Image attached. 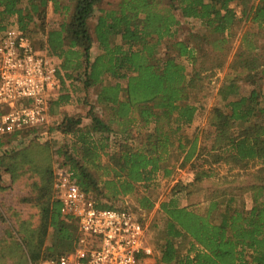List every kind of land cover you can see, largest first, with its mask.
Segmentation results:
<instances>
[{"label": "trees", "instance_id": "1", "mask_svg": "<svg viewBox=\"0 0 264 264\" xmlns=\"http://www.w3.org/2000/svg\"><path fill=\"white\" fill-rule=\"evenodd\" d=\"M105 1L0 0V33L24 34L36 52L60 62L57 88L74 82V93L94 90L96 106L106 112L97 116L84 98L90 125L64 115L50 129L66 139L55 155L40 128L0 138V192L4 176L10 186L25 180L19 205L33 211L24 216L4 206L25 248L0 214V264H38L73 250L77 221L63 217L54 198V157L98 210H115L140 185L136 204L150 212L155 177L188 167L192 180L176 182L158 205L156 264H264V103L257 91L264 46L248 41L247 32L217 92L223 106L207 110L210 82L224 70L239 24L256 27L254 40L264 34V0H118L104 10ZM49 13L61 22L49 23ZM182 20L198 22L204 33L177 39ZM238 83L254 90L241 95ZM70 97L50 98L49 108L61 109ZM200 113L207 126L202 144L198 133L184 134ZM10 139H19L17 146L5 144Z\"/></svg>", "mask_w": 264, "mask_h": 264}, {"label": "built area", "instance_id": "2", "mask_svg": "<svg viewBox=\"0 0 264 264\" xmlns=\"http://www.w3.org/2000/svg\"><path fill=\"white\" fill-rule=\"evenodd\" d=\"M53 60L36 52L18 30L0 33V138L48 125L51 94L58 87ZM53 191L61 215L77 221V238L71 252L38 264H156L160 251L140 216L96 209L72 172L59 164L53 169Z\"/></svg>", "mask_w": 264, "mask_h": 264}, {"label": "rangeland", "instance_id": "3", "mask_svg": "<svg viewBox=\"0 0 264 264\" xmlns=\"http://www.w3.org/2000/svg\"><path fill=\"white\" fill-rule=\"evenodd\" d=\"M70 1V0H66ZM114 0H111V3H113ZM72 5H70L71 7ZM111 7V6H110ZM73 8V7H71ZM239 11H241V7L239 6L238 8ZM50 11V10H49ZM71 15H69L70 17ZM62 20L61 17L58 15H52L49 13L48 15V22L49 23H60ZM184 26H181V32L177 34V39H180L182 37H185L189 35H195L199 37L201 34L204 33V30L200 27V24L198 22L194 21H185ZM187 22V24L185 23ZM247 32L249 35L247 36V40L250 41L252 40L253 42L256 43L258 47L264 46V34L258 39L254 40L252 38V34H255L257 32V29L255 26H253L251 23L248 22H241L239 24V28L237 29L236 33L234 32L233 34L235 35L232 42H231V52L228 55V61L227 64L225 65V68L222 72H217L215 77L212 78V81L210 82V88L212 91V96L210 97L207 105V110L216 108V107H221L223 106V103H221L220 97H218V89L220 88L221 84L226 80L227 74H228V68L230 64L234 63L238 57L239 54L242 53V50H240V45H241V39L243 38L244 33ZM232 34V35H233ZM246 58V56L244 57ZM55 64H58L59 61L53 60ZM188 72H192V68L188 65ZM72 83L73 85H69ZM71 87V88H70ZM73 87V88H72ZM74 87H76V84L74 82H65V85L61 88V84L59 85V88L55 89L53 93L51 94L52 99H56L58 96L64 95V94H70L71 97L69 100L72 102H68L66 105L61 107V110H56L52 111L49 108V123L45 127H42L38 130L39 135H42L44 137V142H48L52 148V154L55 155L56 150L64 140V137L58 133L55 132H50V129L55 128L59 120L64 116V115H69V116H80L84 117L85 111L81 108L83 103H84V98H87V102L92 103L94 100V95L96 92L90 91L89 96L86 95V93H83L82 91L74 93ZM77 88V87H76ZM254 90V87L250 84H242L241 85L238 83V92L241 95L248 94L250 91ZM257 91L259 92L260 96L262 97V101L264 103V80L262 83H259L257 86ZM87 97H86V96ZM93 98L91 99V97ZM51 99V100H52ZM63 114V115H62ZM62 115V116H61ZM86 121H83V125L85 124ZM85 126V125H84ZM207 128L206 126V115L197 114L196 119L193 123V125L190 128H186L184 131V134L188 137H192L193 135L198 133V137L200 140V143L202 142V131H204ZM30 132H27L25 136H30ZM19 140V139H18ZM18 140H5V144H9L10 146H17ZM202 144V143H201ZM6 148H8V145H5ZM112 150L109 151L111 153ZM59 160L57 157H54L53 160V169L54 167L59 164ZM225 168L219 169L218 172L219 174L225 175L226 174ZM154 179V185L149 188V193L148 195L152 198V200L155 202V208L150 211V212H145L140 209H138V206L136 204V199L135 197H130V198H125L122 199L121 202H118L114 205L116 209H121V210H127L132 213H135L136 215L140 216L142 220H144L145 225L148 227L149 230V238L150 242L159 248L160 244L162 243L161 241V232H162V215L159 212L158 205L161 201H163L165 198H167L173 186L175 185L176 182H183V183H188L189 181L192 180V173L190 169L187 167L186 169L180 170L176 169L174 170V173L171 177L169 178H162L161 175H157ZM25 180L18 181L15 185L10 186L9 185V179L7 176H4L3 179V186L4 190L0 192V214L5 218L8 227L12 230L13 234L16 237L17 242L23 247V242L21 241L20 237L17 234V231L14 229L12 222L8 219V217L5 216V211H4V206L5 207H13L16 210L20 211L24 216L30 215L33 211L30 209H25L24 207L19 205L20 199L24 196L26 193V188H25ZM6 188V189H5ZM182 207H185L188 205L185 201L181 200ZM201 205V204H200ZM203 206V205H202ZM27 214V215H26ZM23 217V216H22ZM5 227L0 226V236L4 233ZM31 264V262H29ZM6 264H10L6 263ZM11 264H16L15 262Z\"/></svg>", "mask_w": 264, "mask_h": 264}, {"label": "crops", "instance_id": "4", "mask_svg": "<svg viewBox=\"0 0 264 264\" xmlns=\"http://www.w3.org/2000/svg\"><path fill=\"white\" fill-rule=\"evenodd\" d=\"M105 2L106 3L103 5V9L104 10H111V9H113V8L116 7V4H117L118 0H114L113 3H111V0H106ZM97 17H98V15L96 14V18ZM188 21H190V20H188ZM95 23H96V19L92 22V28L95 25ZM96 49H97V45H95V48H94V51H93V55H92L93 57H95L97 55V50ZM94 96H95L94 97V100L92 101V103H89V105H91V106L94 107V110L93 111H94V113L97 114V116H100V117H103L104 118L106 116V112L105 111H102L99 107L96 106V102H95L96 101V93H95ZM92 98H93V96L91 97V99ZM70 102H72V101L70 100ZM89 105L88 106H86V105H83V106L82 105H79L85 111V113H84L85 116L83 118V121H86L85 124H84L85 126H89L90 125V120L87 118V112L89 111ZM58 110H61V109H58ZM49 119H50V117H49ZM61 120H62V118L59 120V122L57 124H59L61 122ZM104 163H106V159L105 158H102V164H104ZM137 194H141V195L143 194L140 185H137L136 186V192L133 195L126 196V197H124L122 199H125V198L127 199V198H130V197H134V195L136 196Z\"/></svg>", "mask_w": 264, "mask_h": 264}]
</instances>
